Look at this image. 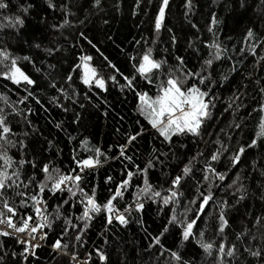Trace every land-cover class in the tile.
Masks as SVG:
<instances>
[{
    "label": "snow or ice",
    "instance_id": "snow-or-ice-1",
    "mask_svg": "<svg viewBox=\"0 0 264 264\" xmlns=\"http://www.w3.org/2000/svg\"><path fill=\"white\" fill-rule=\"evenodd\" d=\"M43 2L46 8L42 11L60 13L58 22H53L47 15L36 13L37 23L43 30L50 29L55 33L61 32L66 26L74 27L71 18L76 15L73 11L77 6L76 0H67V3L59 5L56 0ZM87 2L89 8L86 11L102 9V0ZM13 3L16 5L14 11ZM169 3L170 0H160L154 16L153 31L157 37L165 28ZM136 4L139 6L140 0H136ZM239 6L245 9L248 0H239ZM35 7L31 0H24L23 3L19 0H0V33L3 34L0 35V41H4L0 43V80L10 82L26 93L16 102H9L7 97L0 95L4 105L0 107V237L12 240L20 248L19 251L9 252L6 244L0 243V264H9L10 261H15V264H32L33 260L40 259L38 250L46 247L51 249L53 260L66 257L63 264H110L105 248L95 245L91 252L84 254L83 259L80 258L79 250L85 248L87 234L98 220L102 223L100 235L105 246L109 241L104 233L126 230L132 223L137 224L147 241L144 251L151 252L155 248L159 253L156 264H161L160 257H164L163 264H194L184 253L189 243H194L204 259L210 260L211 264H264V208L258 215L246 212L248 218L238 229L229 222L230 212L234 209L238 211L237 206L246 202L250 196L264 205V166L257 167L255 161L251 165L260 176L256 188L251 186L254 177L241 167L247 151L256 149L258 141L264 142V85L261 84L264 78L253 80V73L244 76L245 80L257 85L261 96L259 107L253 111L262 115L259 116L255 137L250 142L237 143L235 149L229 151V145L216 139L213 141L217 145L214 151L207 155L197 151L187 162L174 151L177 145L186 149L189 138L194 144L203 140L204 135L208 134V122L213 119L216 101L220 99L215 89L231 84L234 74L243 75L236 66V63L242 64V60L229 63L227 72L222 70L226 61H232V54L217 36L221 22L215 14L208 28L213 39L203 44L206 53L194 47L191 40L188 42V47L197 59L196 65L191 67L186 57L176 55L167 48L162 53L157 51L154 54L152 47L141 45V41L137 40L135 44L140 45V51L135 55H127L130 71H124L103 56L97 45L81 32L80 38L86 40L103 57L111 72L101 75L93 66V57L81 54L75 57L63 73L58 72L52 63H48L46 72L42 73L31 55H15L5 40L8 33H14L15 37L21 36L27 26L26 18L32 15ZM185 7L191 9V0H187ZM253 10H258L264 19V0H258ZM79 22L84 23L83 20ZM192 27L196 28V25ZM44 39L41 31L40 36L33 34L29 39L25 34L17 42L43 52L46 57H52L60 51L59 47L45 46ZM243 39L247 47L235 49V53L242 57H255L253 68L264 66V51H258L264 50V35H258L252 27H248ZM176 43V37L172 35L170 44L175 46ZM151 44L156 45L157 40L152 39ZM169 56L172 57L171 62ZM25 65H31L36 73L41 74L47 88L54 89L72 104L77 103L79 95L77 80L92 95L107 92L111 82L122 94L132 96L137 116L135 124L138 127L126 134L125 142L118 145V155L111 157L119 159L124 167L120 181L109 189L110 195L104 202L98 201L96 187L88 191L84 187L85 177L101 166V157L104 162L110 159L99 147L90 149L92 155H73L75 167L70 171L57 166L48 157L37 155L35 151L30 154L26 151L29 147L27 139L36 132L28 119L27 114L31 113V109L27 108L26 102L34 100L40 105L41 101L33 92L38 82L25 70ZM247 87L248 84H244L245 90ZM237 93L229 98L226 109L232 110L233 115L244 106L243 93ZM84 99H89L87 94ZM50 102L58 108L62 107L65 112L69 110L66 105L58 102L57 96L50 97ZM18 104L25 105V108L19 109ZM79 107L84 108V104H79ZM9 117H19L18 123L25 124L32 129V133L13 127V120ZM79 118L80 114L76 113L75 120ZM55 127L59 129L62 125L56 124ZM230 127L239 129L241 124L233 121ZM146 134L159 143L141 166L136 163L134 156L128 155V151L134 150ZM81 143L87 145L88 141L83 140ZM47 144L50 151L54 147L53 142L48 140ZM59 154L57 151V156ZM224 161L227 163L221 171L218 165ZM173 163L176 165L174 174H168L162 183L151 182L152 170L158 166L161 169L171 167ZM134 178L137 190L132 194V199L127 201L125 193L132 188ZM112 182L111 176L105 180V184ZM217 192L221 195L218 196ZM52 200L57 201L55 206ZM148 202L157 206L158 214L164 213L166 216V222L155 234L145 225L143 218ZM181 208L182 211L179 210ZM165 209L168 211L164 212ZM212 217H215L214 224H210ZM200 223L204 226L200 227ZM57 229L59 235L50 240L49 234ZM210 230L214 232L212 238L207 237ZM169 236L173 237L171 243L168 242Z\"/></svg>",
    "mask_w": 264,
    "mask_h": 264
},
{
    "label": "trees",
    "instance_id": "trees-1",
    "mask_svg": "<svg viewBox=\"0 0 264 264\" xmlns=\"http://www.w3.org/2000/svg\"><path fill=\"white\" fill-rule=\"evenodd\" d=\"M19 2L23 3L24 0H19ZM31 2L36 7L33 9L32 15L26 18V29L22 30L20 37H15L14 33H8L5 40L11 46V50L15 55H31L36 62V66L41 68L42 73L46 72L48 63L55 64L57 71L63 73L75 57L81 54L93 57V66L97 68L101 75H107L111 72V69L106 67L103 57L91 48L86 40L80 38L81 32L97 45L103 56H106L108 60L124 71H130L127 55H135L140 51V45L135 44L137 40L141 41V45L152 47L154 54L157 51L162 53L163 49L167 48L176 55L184 56L189 67H191L196 65L197 59L191 48L188 47V42L191 40L194 47L199 48L202 53H206L207 50L203 48V44L213 39L212 33L208 32V28L211 26L210 21L213 14H215L217 20L221 22L218 25L217 36L228 48L229 53L232 54V61H226L222 66V70L227 72L229 63L242 60L243 63H236V66L241 69L243 75L234 74L231 84L215 89L216 95L220 99L216 101L217 107L213 110V119L208 122V134L204 135L203 140L194 144L189 138L186 149H181L177 145L174 151L178 157H182L187 162V159L191 155H195L197 151H203L205 155L210 151H214L217 145L213 141L216 139L229 145V151H232L237 143L247 144L255 137L258 130L259 116L262 114L254 112L253 109L259 107L258 102L261 100V96L257 90V85L245 80L244 76L253 73V80L264 78V66L257 65L253 68L255 57H242L235 53V49L247 47L243 38L248 27H252L258 35H264V19H262L258 10H253L256 8L258 0H248V6L245 9H240L239 0H215V2L214 0H191V9L185 7L187 0H170L169 7L166 10L165 28L158 37L153 31V20L160 0H151V3H149V0H140L139 6H137L136 0H102V9L91 11H86L89 8L87 0H76L77 6L73 8L76 15L71 18V24L74 27L66 26L61 32L55 33L51 32L50 29H42L37 23L36 13H39L40 16L47 15L53 22L60 20V13L58 11L56 13L42 11L46 8L43 0H31ZM56 3L57 5L67 3V0H56ZM15 7L16 5L13 3V11ZM81 20L84 21L83 24L79 22ZM193 24L196 25V28L192 27ZM167 29L172 31L168 32ZM41 31L45 36V46L59 47L60 49L52 57H46L43 52L30 49L23 43L17 42L18 39L22 40L25 34L29 36V39L33 34L40 36ZM0 35L3 34L0 33ZM172 35H175L177 40L175 46L170 44ZM152 39L157 40L156 45L151 44ZM3 42L0 41V43ZM258 51L264 50L258 49ZM168 59L170 62L172 61L171 56ZM25 70L38 82V87L33 92L40 99L41 104L37 105L34 100L26 102L27 108L31 109V113L27 114L28 119L31 120L36 132L31 134L32 129L27 128L23 123H18L19 117L9 118L13 120V127L28 131L31 134L26 141L29 145L26 151L29 154L35 151L37 155L48 157L57 166L70 171L75 167L72 162L73 155L80 157L92 155L90 149L99 147L110 159L104 162L103 157H101V166L85 177L84 187L86 191L96 187L98 201L104 202L110 195L109 189L120 181L124 167L119 159H111V157L118 155V145L125 142L126 134L131 133L138 127L135 124L137 116L135 115L132 96L122 94L118 88L111 85V82H109L107 92L98 93V96L92 95L77 80L76 89L79 95L77 103L72 104L70 100H65L59 96L54 89L47 88L41 74L36 73L31 65H25ZM53 75H56V73H53ZM57 79H59L58 76ZM244 84H248L246 90ZM261 84L264 85V79H261ZM238 86L239 93H237ZM233 93H243L242 103L244 106L235 115H233L232 110H226L230 102L229 98ZM86 94L89 97L88 100L84 99ZM0 95L7 97L9 102H16L26 93L18 90L10 82L0 80ZM52 96H57L58 102L66 105L69 110L65 112L62 107L58 108L51 103L50 97ZM81 103L84 104V108L79 107ZM2 106H4L3 102L0 101V107ZM17 106L19 109L25 108L23 104ZM76 113L80 114L78 121L75 120ZM233 121L240 123L241 127L239 129L230 127ZM56 124H61L62 127L58 129L55 127ZM48 140H51L54 145L50 151L48 150ZM83 140H87L88 144L83 145L81 143ZM158 143V141H153L151 135L146 134L136 144L134 150L130 149L128 151V155L134 156L136 163L143 166L144 160L149 156L151 150L158 146ZM258 144L259 146L256 149L247 151L241 165L247 173L254 177L251 181L253 188H256L260 176L258 172L253 171L251 165L255 161L257 167L264 166V142L258 141ZM57 151L60 153L59 156H57ZM226 163L227 161L222 162L218 165V168L223 171ZM174 170H176L175 163L171 167L165 166L163 169L158 166L151 171V182L153 184L162 183L168 174H174ZM229 175L231 176L233 173H229ZM108 176L112 177L113 182L105 184ZM245 182L248 183V181ZM136 183L134 178L132 188L125 193L127 201L132 199V194L137 190ZM217 195L219 196L221 193L217 192ZM51 203L55 206L57 201L52 200ZM237 207L238 211L234 209L230 212L229 222L238 229L248 218L245 216L246 212L258 215L264 205L258 199L250 196L246 202ZM179 210L182 211V208ZM167 211V209L164 210V212ZM209 211H212V209H209ZM143 218L145 225L154 234L166 222L164 213L158 214L157 206L151 202L146 203ZM214 223L215 217H212L210 224ZM203 226V223H200V227ZM102 230V223L98 220L87 234L85 248L79 250L81 259H83L86 252H91L95 245L105 248L110 257V264H156L159 253L155 248L151 252L144 251L147 241L143 238V233L137 224L132 223L126 230H112L104 233L109 241L107 246L103 245V237L100 235ZM58 235L59 229L50 233L49 239H55ZM213 236L214 232L210 230L207 237L212 238ZM172 239L173 237L169 236L168 242L171 243ZM229 239H231V236ZM65 240L67 241V238ZM0 243H5L9 252L20 250L19 245H16L10 239L0 237ZM38 251L40 259L38 261L33 260L32 264H63V261L67 260L66 257H57L56 260H53L50 255L51 249L47 247ZM184 253L187 258L194 261V264H211L210 260L204 259L203 254L194 243L187 244ZM92 255L93 261H95L94 252ZM160 260L163 264L164 257H160ZM9 264H15V261H10Z\"/></svg>",
    "mask_w": 264,
    "mask_h": 264
}]
</instances>
